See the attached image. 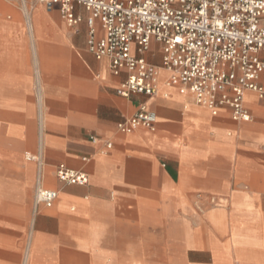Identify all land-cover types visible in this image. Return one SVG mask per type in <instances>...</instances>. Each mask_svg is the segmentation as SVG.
Wrapping results in <instances>:
<instances>
[{
	"label": "crops",
	"instance_id": "crops-1",
	"mask_svg": "<svg viewBox=\"0 0 264 264\" xmlns=\"http://www.w3.org/2000/svg\"><path fill=\"white\" fill-rule=\"evenodd\" d=\"M75 11L82 21L70 27L38 0H0V202L23 204L38 181L58 192L51 208H37L27 248L0 251L2 264H56L59 246L110 264L114 252L103 246L122 237L114 227L137 222L163 264H186V250L202 256L198 264H264V100L244 95L249 122L225 108L212 116L167 88L163 72L154 96L121 97L125 75L88 52V14ZM160 57L155 44L144 55L156 66ZM141 103L156 114L155 131L119 133ZM59 164L88 183H59ZM193 206L206 209L194 215Z\"/></svg>",
	"mask_w": 264,
	"mask_h": 264
},
{
	"label": "built area",
	"instance_id": "built-area-1",
	"mask_svg": "<svg viewBox=\"0 0 264 264\" xmlns=\"http://www.w3.org/2000/svg\"><path fill=\"white\" fill-rule=\"evenodd\" d=\"M46 9L56 8L60 19L73 27L87 14V50L96 59H106L113 76L124 74L117 94L148 98L164 85L216 116L223 108L235 122H249L243 99L247 92L264 100V0H38ZM99 23L102 35L96 29ZM156 45L159 65L144 58ZM166 96V95H164ZM156 114L144 103L117 125L129 135L143 128L156 129ZM90 142L96 138L91 136ZM112 148L105 143V150ZM82 163L89 162L82 158ZM55 178L63 185L84 186L87 175L55 167ZM58 192L38 181L34 204L51 208Z\"/></svg>",
	"mask_w": 264,
	"mask_h": 264
},
{
	"label": "rangeland",
	"instance_id": "rangeland-1",
	"mask_svg": "<svg viewBox=\"0 0 264 264\" xmlns=\"http://www.w3.org/2000/svg\"><path fill=\"white\" fill-rule=\"evenodd\" d=\"M37 165L41 160L36 159L34 161ZM37 185L28 196L27 201L23 204L11 205L0 202V251H8L12 253H22L28 246L31 236L37 230L38 224L40 223V217L37 215L38 209L35 208L34 198L35 190ZM206 208L202 206H193L190 210L194 215H202ZM133 219V218H131ZM136 220V218H134ZM157 223V222H156ZM161 223V222H160ZM120 225L114 227L119 231L121 238H114L109 240L111 244L108 246H103L108 250L114 252V258L107 260L110 264H163V256L156 254L154 250L147 248V243L144 241L142 235V226L144 222H137L138 227L136 229H131L128 225ZM158 224V223H157ZM168 224V223H166ZM48 230L51 233L56 232V227L53 222H49ZM159 225V224H158ZM173 226L166 228V230L174 236L175 224ZM174 244L177 243L175 238L171 240ZM40 245L44 246V241L39 239L38 242ZM99 247H101L99 245ZM174 255L177 254V249L173 247ZM172 250V251H173ZM55 251V263L56 264H90V256L87 254L73 253L61 246L56 247ZM172 254V256H174ZM203 260L202 256L200 257L194 251H185L184 252V261L186 264H198ZM0 259V264H2ZM16 264H23V259L20 257V260Z\"/></svg>",
	"mask_w": 264,
	"mask_h": 264
},
{
	"label": "bare ground",
	"instance_id": "bare-ground-1",
	"mask_svg": "<svg viewBox=\"0 0 264 264\" xmlns=\"http://www.w3.org/2000/svg\"><path fill=\"white\" fill-rule=\"evenodd\" d=\"M187 229H188V227H187ZM189 231V230H188ZM190 235V234H189ZM193 237H194V235H193ZM189 238H192V237H189ZM143 239H144V241H152L151 239H149V238H147V237H143ZM190 241V240H189ZM189 243H191V242H189ZM171 244V243H170ZM216 255H218V254H216ZM220 257V256H219ZM218 257V258H219ZM52 261V260H51ZM53 262V261H52Z\"/></svg>",
	"mask_w": 264,
	"mask_h": 264
}]
</instances>
